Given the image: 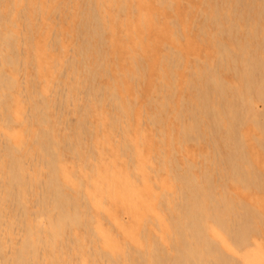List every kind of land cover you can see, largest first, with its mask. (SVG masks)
Here are the masks:
<instances>
[{
    "label": "bare ground",
    "instance_id": "1",
    "mask_svg": "<svg viewBox=\"0 0 264 264\" xmlns=\"http://www.w3.org/2000/svg\"><path fill=\"white\" fill-rule=\"evenodd\" d=\"M0 264H264V0H0Z\"/></svg>",
    "mask_w": 264,
    "mask_h": 264
}]
</instances>
